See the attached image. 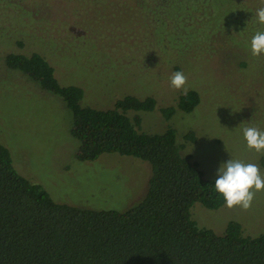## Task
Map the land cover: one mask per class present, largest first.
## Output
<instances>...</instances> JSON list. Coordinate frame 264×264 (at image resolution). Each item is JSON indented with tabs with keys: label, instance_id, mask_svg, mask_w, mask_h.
<instances>
[{
	"label": "rangeland",
	"instance_id": "374dc122",
	"mask_svg": "<svg viewBox=\"0 0 264 264\" xmlns=\"http://www.w3.org/2000/svg\"><path fill=\"white\" fill-rule=\"evenodd\" d=\"M73 5L70 0H0V143L23 177L41 185L59 204L125 212L145 198L152 167L117 154L78 161L81 143L72 135L73 113L61 97L8 69L9 54L43 56L62 86L84 90L82 107L106 110L127 96L155 98V111H131L128 116H139V129L146 134L176 130L183 154L206 179L215 180L230 159L258 164L264 177V151L249 149L243 136L245 127L264 132V53H251L252 37L264 32L255 16L264 0H167L165 19L164 8L156 18L160 23L139 19L140 28L149 27L151 39L141 32V40L135 41L128 32L124 42L120 39L125 30L108 39L106 19L95 18L91 11L80 13L87 6L76 11L78 3ZM111 24L126 26L122 17ZM176 24L182 28L179 34ZM156 30L164 34L162 39ZM176 71L187 77V92L197 91L201 100L192 113L177 110L167 120L162 110L185 94L171 85ZM191 133L195 142L186 139ZM192 217L200 228L218 235L233 221L245 236L258 237L264 234V190L247 210L225 204L213 211L197 203Z\"/></svg>",
	"mask_w": 264,
	"mask_h": 264
},
{
	"label": "trees",
	"instance_id": "16d2710c",
	"mask_svg": "<svg viewBox=\"0 0 264 264\" xmlns=\"http://www.w3.org/2000/svg\"><path fill=\"white\" fill-rule=\"evenodd\" d=\"M70 1L72 5L78 3L76 11L87 6L80 13L91 11L95 18L106 19L108 39L125 30L121 42L127 40L128 32L135 41L141 32L151 39L149 27L140 28L139 19L146 24L154 20L160 23L156 18L161 17V8L164 17L167 2ZM83 1L88 5L84 6ZM199 14L203 17L204 13L199 10ZM121 17L126 26L111 24V20ZM175 27L176 34L182 32L179 24ZM157 32L162 39L164 34ZM174 35L171 33L172 38ZM145 44L149 51V41ZM5 63L8 69L39 84L43 91L63 99L74 116L72 135L81 143L78 161L96 162L112 154L134 157L151 165L152 178L142 202L125 212L82 210L55 202L41 185L23 177L9 149L0 143V264H264V234L245 236L242 226L232 221L225 234L218 235L200 228L193 219L195 204L214 211L226 202L215 191V180L206 179L192 158L183 154L176 130L146 134L139 129L141 118L132 120L128 116L131 111H155V98L127 96L106 110L82 107L84 90L62 86L55 69L40 54H9ZM200 100L197 91H189L162 114L170 120L177 110L192 113ZM186 139L196 141L193 133ZM261 164L264 168V158Z\"/></svg>",
	"mask_w": 264,
	"mask_h": 264
},
{
	"label": "clouds",
	"instance_id": "9594fccd",
	"mask_svg": "<svg viewBox=\"0 0 264 264\" xmlns=\"http://www.w3.org/2000/svg\"><path fill=\"white\" fill-rule=\"evenodd\" d=\"M255 16L259 23L264 24V7L257 9ZM251 53L253 56L264 53V32H257L252 37ZM170 82L173 88L183 89L187 93L188 89L184 87L187 77L182 71L174 72ZM243 136L249 149L258 153L264 151V132L256 127H245ZM214 185L215 191L223 196L228 208L240 206L247 210L251 207L256 193L264 190V177L260 174L258 164L230 159L218 169Z\"/></svg>",
	"mask_w": 264,
	"mask_h": 264
}]
</instances>
